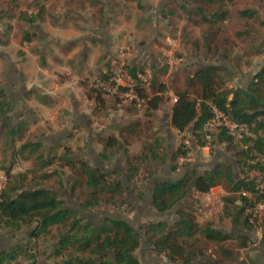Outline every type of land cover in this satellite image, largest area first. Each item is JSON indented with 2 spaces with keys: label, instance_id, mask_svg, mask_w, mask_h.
<instances>
[{
  "label": "rangeland",
  "instance_id": "rangeland-1",
  "mask_svg": "<svg viewBox=\"0 0 264 264\" xmlns=\"http://www.w3.org/2000/svg\"><path fill=\"white\" fill-rule=\"evenodd\" d=\"M27 1L0 0V24L12 27L11 23L16 17L22 21L19 18V9L21 6L28 8ZM43 1L34 0L29 5H40ZM37 2L40 4H36ZM140 2H142L143 8L139 6ZM223 2L230 14L227 21L218 27V34L215 36L213 45H218L219 50L216 51L215 46V49L209 52L205 46V37L211 32L210 28L202 23H194L198 19L197 15L194 14V9L198 5L197 0H82L79 5L84 4L87 6L86 9L89 8L85 16L88 17L86 21L91 25L92 30L88 35L96 36L100 40L97 43L90 41L87 44H82L79 54H84L81 60L74 59L73 64L70 65L62 62L70 69L71 73H67L64 68L62 69L63 74L54 72L58 77L57 82L60 84V88L61 86L65 88L60 93L58 91L56 95L52 87L54 84L52 77H44L43 74L36 71L33 73L35 84L44 86L47 93L49 92V96L40 97L36 93L29 97L25 96L27 99L26 109L23 108L22 119L18 121L17 117L11 116L12 125L13 123H24V139L15 140L14 146L10 147L6 144L3 133H1L0 176H2V187L0 192L7 183L5 171L1 168L11 167V175L15 180L16 177L24 179V185L30 188L41 185L53 189L59 193L60 199L64 201V207L79 214L81 208L78 202H85L90 191L86 187H78L72 195L71 185L76 176L68 167L60 166V158L71 160L82 158L89 161L93 166L92 160L96 156L94 154L100 156V153L104 151V139L109 136L119 137L122 128L137 123H141L142 133L137 138L129 137L128 141H124L122 144L125 149L108 150L106 153L108 160L105 161L103 169L111 171L114 165L118 163V159H121V168L125 171L128 167V157L140 155L143 142L153 143L155 138H161L163 149L159 151V154L161 156L165 154L167 162L161 163L160 160L158 162L152 160L153 176L157 173L162 175L165 170H168L171 178L178 179L190 167L195 166L194 170L198 174H205L216 165L231 167L238 179L240 174L241 177L244 176L238 166V161H246L243 155V152L247 150L248 145L246 143L235 142L232 145L220 143L218 140L220 131L214 134L213 141L209 145L200 147L193 139V125L185 133L179 134L171 128L170 122L167 121L168 115L171 116L170 112L176 99L175 91L185 88L186 79L194 74L197 67L220 63L221 66L233 73V75L222 73V78L230 81L229 87L234 85L246 87L252 81L256 71L264 64V0H252V5L249 3L250 0H237L235 4L226 0ZM69 4L73 5L74 2L70 1ZM248 6L256 9L258 14L256 21L239 17V9ZM53 7L54 4L49 3V9L45 13L49 16L53 14ZM170 11H173V14H169ZM54 15L56 14L54 13ZM78 15V17H72L71 21L68 20L67 22H70L72 27L78 31L81 29L88 30V26L84 24L85 18L81 13ZM55 20L49 19V23L56 24ZM29 31L33 32L31 29ZM118 33L122 36L112 38L111 42L108 43L107 53L105 35ZM18 34L21 37L23 35L21 31H18ZM10 35L11 30L9 28L6 29L5 27L4 32L0 31V58H3L4 54L7 53L6 56L9 58H15L16 61L19 59L20 62L25 61L26 53L20 50L21 47L11 44ZM33 42L34 44L28 51L35 53L34 55H40L45 40L41 35L36 34ZM56 46L54 45V47ZM121 49L130 53L127 60L129 64L136 65L138 68L143 66V69L148 71L149 77L151 75L158 83L164 84L167 88L165 102L153 112L152 124L148 127L145 126V123L150 119L145 115L146 105L144 102L138 104L128 101L127 104L119 107L116 100L115 102L111 100L112 95H108L104 105L97 106L94 98L96 96L91 91L95 80L102 73H110L112 69L116 71L117 68H114L111 62L118 57ZM41 61V58L38 59L40 65ZM27 62L25 66L23 65L24 67H21V73L22 69L33 67L31 64L35 65L34 61L27 60ZM0 68L1 87L8 85L9 82L4 59L1 61ZM149 87L144 88L150 89ZM74 95L78 99L76 105L74 98H72ZM35 102L44 105L39 109L46 108L49 111L48 114L42 113L38 108L31 107ZM75 108L76 112L83 111L87 115L86 119L82 117L81 125L73 120ZM17 109L16 107L13 109L12 106V111L16 112ZM52 115L54 117L49 118ZM121 140L123 141L122 138ZM187 140L190 141V151L193 154L191 160L182 163L180 156L171 163L170 155H173ZM24 142L40 143L41 148L35 152L27 150L23 154L18 153ZM124 150H127L128 154ZM195 150L198 156L195 155ZM40 154L45 155L46 161L53 162L44 171H39L38 167L35 166V159ZM174 167L180 168V171L174 170ZM116 172L118 175H114L111 180H122L123 177L120 172ZM46 173L50 175V178L43 179L42 176ZM125 187L127 198L133 200L136 195L131 186L125 182ZM212 192L219 198L220 203L215 198L211 199L195 194L190 201L183 200L179 205L180 207L187 205L186 210L195 215L199 227H211L229 234L231 237L223 245L232 251L233 256L232 259L228 260L221 255L219 245L207 243L204 244L207 247L205 257L195 259L192 264H262L264 244L262 243V227L259 225L261 221L259 220L258 225H255L253 229L246 230L254 243H250L247 248H241L238 236L245 233V229L234 222V215H232L234 208H230L232 216L225 212L227 205L224 198L227 197V193L220 186L212 189ZM108 197L106 195L102 199H108ZM134 207L136 208V206ZM135 208L132 212L123 215L133 219L136 214ZM98 211L118 213L117 210L107 207L104 203L100 208L87 211L88 214L83 218L84 222L94 226L101 223L103 217ZM148 219L150 218L143 217L133 220V228L141 232L142 226L147 223ZM176 220L177 214L175 213L169 223L174 224ZM36 229V223L21 225L15 229L0 225V231L10 243L14 244V247L11 248L10 246L9 248L5 246V243H0V264H65L61 258H57L54 254L59 242L60 229L53 227L48 234H41L39 237L32 238L31 236ZM24 236V240H21ZM140 242V247L134 255L145 263L148 260V252L152 250L143 236H141ZM20 246L22 248L16 252L14 260H7V253L9 251L13 253ZM112 253H107L110 255L108 258H97V262L101 260L111 262ZM65 256L66 260L72 259V261L77 258H90L89 255L79 253L75 247H69ZM156 257L165 259V256L156 255Z\"/></svg>",
  "mask_w": 264,
  "mask_h": 264
},
{
  "label": "trees",
  "instance_id": "trees-1",
  "mask_svg": "<svg viewBox=\"0 0 264 264\" xmlns=\"http://www.w3.org/2000/svg\"><path fill=\"white\" fill-rule=\"evenodd\" d=\"M226 1L231 4L237 2V0ZM77 2L80 4L82 0H77ZM197 3L194 14L198 19L194 23H202L210 28L211 32L205 37L206 49L210 52L216 46V51H218V45H213L215 36L218 34V27L227 21L230 13L224 7L223 0H197ZM249 3L252 5V0ZM139 4L143 8L142 2ZM29 8L19 15L23 22L30 25L44 20L46 14L44 5H30ZM188 13L190 12L188 11ZM169 14H173V11H170ZM238 15L242 19L253 21L258 19L257 11L252 6L239 9ZM36 34V31L25 30L21 46H29ZM139 68L131 64L128 66L129 72L135 78L137 72L145 71L143 66ZM223 72L233 75L232 71L221 66L220 63L206 64L196 68L194 74L186 79L185 88L175 91L176 99L171 110L170 126L179 134H183L193 125V139L198 146L205 147L206 141L201 130L204 124L213 117V108L230 115L238 123L247 124L253 135L246 136L242 140H235L224 131H219L218 134L220 143L232 145L235 142H244L248 145L247 150L243 152L246 161H238V166L244 176L241 177L240 174V178H236L232 168L223 165H216L205 174L189 170L177 181L171 183L157 181L151 202L153 210L167 213L183 200L190 201L193 195L207 194L220 186L227 193V197L224 198L227 205L225 212L230 216L234 215V222L245 229V233L238 236L240 247L247 248L250 243L254 242L246 230L253 229L255 225H258V218L250 214L248 209L252 208L255 202L264 200V195H257L259 181L264 175V66L256 71L252 81L246 87L236 85L229 87L230 81L222 78ZM98 79L108 81L109 72L102 73ZM150 81V89L138 85L139 83L120 87L122 92H135L144 100L145 115L150 119L145 123L147 127L152 124L153 112L165 102V92L167 91L166 86L158 83L151 75ZM95 84L96 80L91 91L96 96L94 98L97 106H103L108 94L101 91ZM90 97L93 98L92 95ZM112 97V101L118 100V97ZM11 113L12 104L6 92L0 90V135L3 133L6 144L13 147L15 140L24 139V123L19 122L12 125ZM141 128V123L129 125L121 129L119 137L109 136L104 139V151L100 153V157L107 161L108 150L125 149L122 143L128 141L129 137L137 138L142 133ZM39 148H41L40 143L24 142L18 153L23 154L27 150L35 152ZM162 149V139L155 138L153 143L143 142L140 155L128 157L125 176L138 198L145 196L146 184L153 176L152 160L157 162L160 160L161 163L167 162V156L159 154ZM124 152L128 154L127 150ZM187 152L188 149L184 144H181L172 155L171 163ZM60 163L61 167H68L76 176L71 185L72 195L78 187H86L90 191L85 202H78L83 211L100 208L104 203L120 214L133 211L126 196L127 190L123 179L111 180L114 175H118V172L116 174L115 171L112 173L95 169L89 161L82 158L77 160L60 158ZM51 164L53 162L46 161L44 154H40L35 159V166L39 171L46 170ZM1 169L5 171L7 183L0 192V225L15 229L21 225L36 223L37 229L32 234V238L48 234L53 227L59 228V242L54 254L57 258H61L65 264H140L134 253L140 247L141 236L148 241L153 254L165 256L174 264H192L195 259L204 258L207 251L204 244L207 243L219 245L221 255L228 260L232 259V251L223 245L231 236L211 227H199L195 215L186 210L187 205L179 207L180 219L172 226L164 221H153L143 225L141 232H138L125 220H116L110 217H105L101 223L94 226L85 223L79 214L64 207V201L60 199L58 192L41 185L34 188L26 187L24 179L16 177L15 180L12 177L11 167H2ZM176 169L174 167V170ZM42 178H50V175L46 173ZM245 194L256 195V201H252ZM106 195L109 196L108 199L103 200V196ZM231 207L234 208L232 215ZM253 217L254 220L251 222ZM260 223L263 231L262 243L264 244V213ZM69 247H75L79 253L89 255L90 258L66 260L65 255ZM20 248L22 247H17L13 253L8 252L7 260H14L16 252ZM108 252H113L116 263L113 262V259L111 262L103 260L97 262L96 259L99 257L102 259L110 257Z\"/></svg>",
  "mask_w": 264,
  "mask_h": 264
},
{
  "label": "crops",
  "instance_id": "crops-1",
  "mask_svg": "<svg viewBox=\"0 0 264 264\" xmlns=\"http://www.w3.org/2000/svg\"><path fill=\"white\" fill-rule=\"evenodd\" d=\"M33 1L34 0L27 1L28 8L25 6L24 7L21 6V8L19 9L20 13L29 10L30 9L29 4H31ZM70 1H73L74 4L73 5L69 4ZM51 2L52 4H54L53 10H52L53 14H51L50 16L48 14H45L44 20L37 24H30V25L26 24L25 22L18 20L17 17L14 18V21L11 23V26L13 28L8 27L7 25L4 26L0 24V31L4 32L5 27L6 29L9 28V30H11V35H10L11 44L21 47L20 50L26 53V55L24 56L25 61L23 62H20L19 59H17L18 61H16L15 58H9L8 56H6L7 53L4 54L5 56H3V58H0V66H1V61L4 59V63L7 67V75L9 78L8 85L1 86L0 90H3L6 92L8 99L13 106V109L14 107L18 108L17 109L18 111L16 112L12 111L10 115V116L17 117L18 121L22 119L23 108L26 107L27 99H25V96L29 97L30 95L35 94V93L39 95L40 97L49 96L48 94L49 92L47 93V90L44 86L35 84L34 82L35 79L33 77V73L35 71L43 74L44 77H48V76L52 77L53 83H54L52 87L54 88L53 91H54V94L56 95L58 91L60 93V91H64L65 88L62 86L60 88V84L57 82L58 77L57 75L54 74V72H59L60 74H63L62 69L64 68L66 69L67 73H71L70 69L67 66L63 65L62 62L68 63L70 65V64H73L74 59L81 60V57L84 54V53L79 54L82 44L83 43L87 44L90 41L97 43L99 42L98 40H100L96 36L88 35L89 33H91L92 29H91V25H89L88 21H86L88 17H86L85 14H86V11L89 9V8L86 9L87 7L86 5L84 4L79 5L77 0H44L43 3L40 4L37 2L36 4H40L41 6L44 5L45 11H46L47 9H49V3ZM54 13L56 15H54ZM79 13H81L82 16L85 18L84 24L88 26L89 28L88 30L81 29L78 31L72 27L70 22H67L68 20L71 21L70 19L72 17H78ZM49 19H52L53 21L57 19L55 20L56 24L49 23ZM40 27H42L43 29H41ZM29 29L33 30V32L34 30H36L37 35H41V37H43V39L45 40V45L43 46L40 52V55L38 54L34 55L35 53L33 54L32 52L28 51V49L34 44V42L29 44V46L27 47L21 46L23 35L21 37L20 34H18V31H21V34H22L25 30H29ZM121 36L122 35L119 33L105 35V41L107 42V53L109 49L108 43L111 42L112 38H120ZM52 44L57 45V46L54 47V45ZM45 54H47V56H45ZM40 58L42 59L41 65L38 63V59ZM27 60L34 61L35 65L31 64L33 66L31 68L25 67L26 69H22L23 71L21 73L20 72L21 67L23 65L25 66L28 63ZM70 83L74 84L73 82H70ZM72 98H74L75 105L78 104L77 96L74 95L72 96ZM42 106L44 105H41L39 102L38 103L35 102L33 105H31V107L33 108L34 107L38 108V110L41 111L42 113L48 114L49 111H47L46 108L39 109ZM75 113H73V115L75 116L73 120H76L77 124L81 123L82 117H84V119L87 118V115L85 112L83 111L76 112V108H75ZM53 117L54 116L52 115L49 118L52 119ZM167 121L170 122V115H168ZM16 124L13 123V125H16ZM116 168H119L117 167V164H115L112 169H116ZM157 175L160 176L161 179L171 178L170 171L168 170H165L162 175L161 173H157ZM1 177L2 176H0V178ZM207 194H198V195L206 196ZM128 200L130 204L132 205L133 209L135 208L134 206H136L134 210L136 214L133 217V219L130 218L132 222L133 220L141 219L143 217L151 218L153 212H156L155 210H153L152 205H151V198H148L147 194L144 196V198H138L134 196L133 200L131 199H128ZM175 213L177 214V220H176L177 222L180 219L177 210L174 213H170L168 217L166 218V221L164 222L172 226L173 224H170L169 220L174 216ZM176 222H174V224ZM0 243H5V246L9 248L10 246L11 248L14 247V244L8 241L7 237L2 233V231H0Z\"/></svg>",
  "mask_w": 264,
  "mask_h": 264
},
{
  "label": "built area",
  "instance_id": "built-area-1",
  "mask_svg": "<svg viewBox=\"0 0 264 264\" xmlns=\"http://www.w3.org/2000/svg\"><path fill=\"white\" fill-rule=\"evenodd\" d=\"M120 54L116 59H113L111 64L114 68H117L116 71L112 69L109 73L108 81H101L99 79L96 80L95 86L98 87L101 91L107 93L108 95H112L114 97H118L117 105L120 107L122 105L127 104L128 101H133L138 104L144 102L138 94L135 92H122L120 87H127V85H138L142 87H149L150 77L148 71L144 72H137L136 78L129 72L128 66L129 63L127 62L130 53L127 52L125 49H121ZM224 131L229 136L234 138L235 140H242L246 136H252L253 133L250 130V127L247 124L238 123L237 121L233 120L230 115L223 113L222 111L213 108V117L209 119L204 126L202 127L201 133L206 141V146L209 145L212 140L213 136L216 132ZM188 152L181 156V162L190 161L193 154L190 151V141L187 140L184 143ZM180 171V168L177 169ZM2 177L0 178V189L2 187ZM259 192L257 195H264V175L263 178L259 181L258 184ZM249 199L252 201H256V195L252 194H245ZM208 198H215L218 203H220L219 198L212 192V190L206 195ZM248 212L252 214L254 217L258 218L261 221L263 213H264V200L261 202H255L254 206L248 209ZM254 217L251 218V222L254 220Z\"/></svg>",
  "mask_w": 264,
  "mask_h": 264
},
{
  "label": "water",
  "instance_id": "water-1",
  "mask_svg": "<svg viewBox=\"0 0 264 264\" xmlns=\"http://www.w3.org/2000/svg\"><path fill=\"white\" fill-rule=\"evenodd\" d=\"M263 66H264V64H263ZM93 153H95V152L93 151ZM94 155H96V156H95V159L92 160L93 167L95 169H99V170L102 169L103 170L102 167L105 165V161L99 155H97L96 153ZM195 155L198 156L196 150H195ZM171 157H172V155H170V159H169L170 162H171ZM120 162H121V159H118L117 167H119L121 169V174H122L123 182H124V185H125V182L126 183H128V182H127V179H126V176H125V171H124L123 168H121L122 165L120 164ZM194 168H196V167L194 166V167L188 168L184 172L183 176L189 170H194ZM104 171L105 172H109L110 170L104 169ZM182 177H180V178H182ZM180 178H178V179H180ZM178 179L177 178H174V179L173 178H169V179L168 178H163V179H161L160 176L155 174L153 176L152 180L147 185V188H146L147 197L151 198V200H152V194H153V191H154V188H155V185H156L157 181H166L168 183H171V182L177 181ZM151 205H152V202H151ZM179 207H180V205L176 206L174 209H172L170 212H167V213L153 212L152 217L147 220V223L153 222V221H156V222L166 221V218L168 217V215L170 213H174ZM98 212L101 213L103 217H110V218H113V219H116V220H125L130 225H132L131 219L128 216H126V215H123V214H120V213H110L109 211H98ZM83 214H84V216H83ZM87 214H88L87 212H85V211H83L81 209L80 212H79V217L80 218H84V217H86L85 215H87ZM24 238H25V236L21 240H24ZM21 240L19 241V243L21 242ZM19 243H17V244H19ZM112 257H113V262L116 263V259H115V256H114L113 253H112Z\"/></svg>",
  "mask_w": 264,
  "mask_h": 264
},
{
  "label": "flooded vegetation",
  "instance_id": "flooded-vegetation-1",
  "mask_svg": "<svg viewBox=\"0 0 264 264\" xmlns=\"http://www.w3.org/2000/svg\"><path fill=\"white\" fill-rule=\"evenodd\" d=\"M103 168V167H102ZM102 170V169H101ZM104 171V169L102 170ZM114 171H119L121 173V169L120 168H116V169H112L109 172H114ZM122 175V174H121ZM123 179V178H122ZM124 183V182H123ZM146 195V194H145ZM133 208V207H132ZM103 217V216H102ZM105 217H103L104 219ZM14 250V249H12ZM10 252V251H9ZM152 252V251H151ZM148 252V257H147V261L145 263L141 262L137 256L135 255V258L139 261L140 264H174L173 262H171L170 260H168L167 258L163 259L162 257H156L155 254ZM11 253V252H10ZM263 262V260H262ZM264 264V262L262 263Z\"/></svg>",
  "mask_w": 264,
  "mask_h": 264
}]
</instances>
